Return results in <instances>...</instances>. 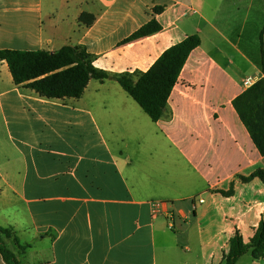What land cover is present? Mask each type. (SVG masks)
<instances>
[{
    "label": "crops",
    "instance_id": "0c3cea01",
    "mask_svg": "<svg viewBox=\"0 0 264 264\" xmlns=\"http://www.w3.org/2000/svg\"><path fill=\"white\" fill-rule=\"evenodd\" d=\"M151 19L158 32L122 43ZM192 35L156 122L114 79L45 99L0 61V226L29 245L22 264H212L214 226L224 247L236 230L249 241L264 182L239 177L264 156L232 102L264 76V0H0V49L82 46L112 75L144 73ZM192 236L194 255L180 246Z\"/></svg>",
    "mask_w": 264,
    "mask_h": 264
},
{
    "label": "trees",
    "instance_id": "16d2710c",
    "mask_svg": "<svg viewBox=\"0 0 264 264\" xmlns=\"http://www.w3.org/2000/svg\"><path fill=\"white\" fill-rule=\"evenodd\" d=\"M162 7L153 9L154 13ZM95 17L83 13L80 22L91 25ZM160 25L151 19L122 43L143 38L158 32ZM200 45L197 35L165 50L144 73L112 75L93 66L92 56L82 46H63L56 51L0 49V61L8 67L12 82L23 85L45 99H78L90 80L103 82L114 79L132 98L151 121H158L167 106V101L178 80L190 52ZM264 70V62H262ZM240 121L246 128L258 152L264 156V79H259L246 88L232 102ZM242 182L258 178L264 182V168L256 169L248 177H239ZM230 196L232 190L221 193ZM29 248L20 244L12 227L0 226V256L6 264H22L20 257ZM250 253L253 260L264 259V216L261 217L247 243L239 231L230 237L223 264H236L243 255Z\"/></svg>",
    "mask_w": 264,
    "mask_h": 264
},
{
    "label": "rangeland",
    "instance_id": "374dc122",
    "mask_svg": "<svg viewBox=\"0 0 264 264\" xmlns=\"http://www.w3.org/2000/svg\"><path fill=\"white\" fill-rule=\"evenodd\" d=\"M186 226V225H185ZM194 228V226H193ZM196 228H194L195 231ZM214 232V244H213V251H214V258L212 259V264H223V254L226 253L227 251V245L226 247H224V238L221 234H219V227L214 226V228L212 229ZM193 231V230H192ZM193 231V232H194ZM182 239L185 238V236H181ZM182 247V249L184 248H188L189 247V251L191 252V255H194L196 253L199 252V246L197 243V240L194 236H192V241H190V245H187L184 241L181 243L180 245ZM188 246V247H185ZM210 250V248H209ZM185 252V250H183V253ZM186 255H188L187 253L189 252H185ZM250 261H252V258L250 256V253H247L245 255H243L241 258H239L238 262L236 264H248Z\"/></svg>",
    "mask_w": 264,
    "mask_h": 264
},
{
    "label": "built area",
    "instance_id": "2783aa9c",
    "mask_svg": "<svg viewBox=\"0 0 264 264\" xmlns=\"http://www.w3.org/2000/svg\"><path fill=\"white\" fill-rule=\"evenodd\" d=\"M260 79H264V76H262ZM259 80V79H258ZM258 80H256V79H254V78H247L245 81H244V84H245V86L248 88V87H250V86H252L256 81H258ZM169 227L171 228L172 227V222L170 221L169 222Z\"/></svg>",
    "mask_w": 264,
    "mask_h": 264
}]
</instances>
